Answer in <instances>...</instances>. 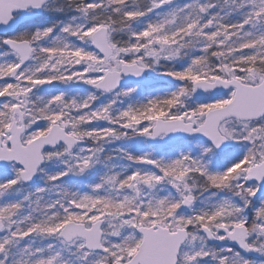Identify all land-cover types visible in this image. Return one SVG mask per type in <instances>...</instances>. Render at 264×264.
Returning <instances> with one entry per match:
<instances>
[{"label":"snow or ice","instance_id":"6c2138e0","mask_svg":"<svg viewBox=\"0 0 264 264\" xmlns=\"http://www.w3.org/2000/svg\"><path fill=\"white\" fill-rule=\"evenodd\" d=\"M0 264H264V0H0Z\"/></svg>","mask_w":264,"mask_h":264}]
</instances>
